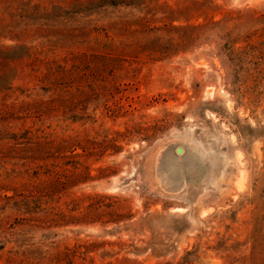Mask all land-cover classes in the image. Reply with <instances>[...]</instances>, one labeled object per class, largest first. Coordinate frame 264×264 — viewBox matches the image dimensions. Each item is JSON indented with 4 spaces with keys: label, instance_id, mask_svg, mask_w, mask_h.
<instances>
[{
    "label": "rangeland",
    "instance_id": "obj_1",
    "mask_svg": "<svg viewBox=\"0 0 264 264\" xmlns=\"http://www.w3.org/2000/svg\"><path fill=\"white\" fill-rule=\"evenodd\" d=\"M0 264H264V0H0Z\"/></svg>",
    "mask_w": 264,
    "mask_h": 264
},
{
    "label": "water",
    "instance_id": "obj_2",
    "mask_svg": "<svg viewBox=\"0 0 264 264\" xmlns=\"http://www.w3.org/2000/svg\"><path fill=\"white\" fill-rule=\"evenodd\" d=\"M177 151H178V152H181V149H180V148H178V149H177Z\"/></svg>",
    "mask_w": 264,
    "mask_h": 264
}]
</instances>
